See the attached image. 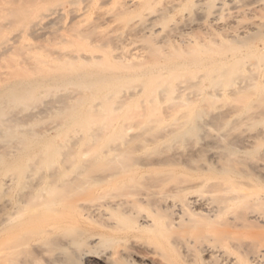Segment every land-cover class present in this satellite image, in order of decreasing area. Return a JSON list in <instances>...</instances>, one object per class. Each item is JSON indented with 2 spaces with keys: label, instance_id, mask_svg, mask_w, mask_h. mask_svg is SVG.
Listing matches in <instances>:
<instances>
[{
  "label": "bare ground",
  "instance_id": "obj_1",
  "mask_svg": "<svg viewBox=\"0 0 264 264\" xmlns=\"http://www.w3.org/2000/svg\"><path fill=\"white\" fill-rule=\"evenodd\" d=\"M0 264H264V0H0Z\"/></svg>",
  "mask_w": 264,
  "mask_h": 264
},
{
  "label": "rangeland",
  "instance_id": "obj_2",
  "mask_svg": "<svg viewBox=\"0 0 264 264\" xmlns=\"http://www.w3.org/2000/svg\"><path fill=\"white\" fill-rule=\"evenodd\" d=\"M35 40V39H34ZM34 40H32L33 42H35ZM38 41H40V40H38Z\"/></svg>",
  "mask_w": 264,
  "mask_h": 264
}]
</instances>
